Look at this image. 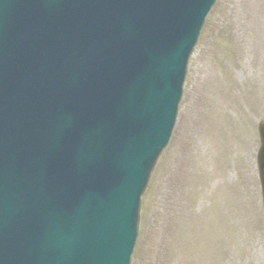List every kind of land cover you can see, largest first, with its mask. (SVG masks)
<instances>
[{"label":"water","instance_id":"water-1","mask_svg":"<svg viewBox=\"0 0 264 264\" xmlns=\"http://www.w3.org/2000/svg\"><path fill=\"white\" fill-rule=\"evenodd\" d=\"M216 1L0 0V264H131Z\"/></svg>","mask_w":264,"mask_h":264},{"label":"rangeland","instance_id":"rangeland-1","mask_svg":"<svg viewBox=\"0 0 264 264\" xmlns=\"http://www.w3.org/2000/svg\"><path fill=\"white\" fill-rule=\"evenodd\" d=\"M264 0H217L142 200L132 264H264Z\"/></svg>","mask_w":264,"mask_h":264}]
</instances>
